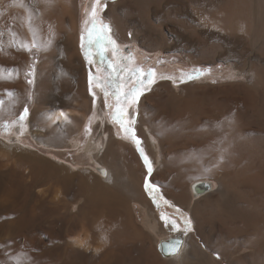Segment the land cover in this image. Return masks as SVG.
<instances>
[{
    "label": "bare ground",
    "instance_id": "6f19581e",
    "mask_svg": "<svg viewBox=\"0 0 264 264\" xmlns=\"http://www.w3.org/2000/svg\"><path fill=\"white\" fill-rule=\"evenodd\" d=\"M80 1L0 0V107L6 109L4 116L19 113L18 106L23 99L24 89L21 85L23 72L33 52L40 51L37 106L29 115V125L41 127L44 130L41 139L57 146L67 141L75 130H79L92 101L88 94V72L81 48ZM191 8L195 15H192L193 12L191 14ZM255 11L257 14L264 13V0H117L108 7L111 34L119 46L140 44L149 50L168 47L170 51L180 52L191 64H196L212 57L220 42L226 51L220 53L219 57L247 64V70L244 71L251 74L249 82L263 87L260 96L246 89L243 97L208 104H201L200 101L193 104L173 103L176 100L173 91L169 89L167 94L156 87L151 95L143 98L141 115L137 121L139 135L144 140L143 146L159 166L154 180L163 181V192L167 198L194 221L200 212L199 203L213 191L208 180L201 179L206 173L217 175L215 179L220 184V194L227 196L222 204L224 208L231 209L236 195L252 189L253 193L247 195L253 198H245L241 213L232 211L225 215L236 218V223L237 220H240L238 223L251 220L257 224L254 232L261 242L256 245L254 243L257 241L250 239L253 244L251 248L255 250L254 258L264 252V192L263 195L259 193V188L264 186V21H253ZM182 18L185 20H180ZM170 23L179 25L181 31L172 28ZM227 35H235V39ZM249 40L251 45L248 44ZM22 43L36 46L27 51L19 47ZM247 44L255 50L251 52ZM107 46L112 60L117 59L112 47ZM247 50L251 55H247ZM169 104L173 105L172 109ZM133 118L134 114L129 113V119ZM105 133L107 146L103 152L96 138L97 132H93L87 150L98 167L94 168L96 173L89 169L84 171L77 186L74 173L70 170L42 162L41 181L45 186L50 184L52 187L55 184L56 189L61 185L64 190H57L62 189L64 193L58 195L60 193L55 192L56 196L51 198L44 195L40 199L41 215H31L27 222L20 219V226L15 223L18 226L12 231L16 239L22 237L23 230L33 231L34 223L38 220L46 224L51 234L47 229L45 236L50 234L51 238L48 243L46 241L47 244L44 242V249L40 247L43 251L41 256L46 260L44 264H73V257L90 250V240L94 244L98 243V247L96 244L93 246L92 252L102 253L109 259H123L124 255L128 256L124 254L126 250L129 252L130 248L135 249L136 246H141L147 254L154 250L151 237L156 238L159 253L171 260L172 264H183L187 258L189 260L193 255L190 252L191 256L188 257L191 249L199 259L195 254L193 256L200 262L202 259L205 264H223L214 257L217 252L230 264H243L246 257L229 259L225 239L219 241L217 249L212 247L214 228L209 223L211 217L206 211L207 215L204 213L203 219L208 225L198 227L197 238L190 231L174 227L163 219L143 190L145 170L135 155L133 145L117 139L114 129L108 125ZM36 174V180H39L38 172ZM1 178L0 194L6 187ZM195 178L199 180L190 184ZM51 181L55 182L51 184ZM131 203L146 212L145 229L139 228L132 219ZM232 219L231 223L235 220ZM79 228L83 234H78ZM204 240L209 245L208 249L201 245ZM176 241H180L179 251L170 254L168 245ZM6 245L9 244H1L0 251L5 250ZM23 245L18 243L15 247L18 250ZM35 252L31 254L34 256ZM20 254L25 256L21 251ZM89 257H84L83 261L90 260Z\"/></svg>",
    "mask_w": 264,
    "mask_h": 264
},
{
    "label": "rangeland",
    "instance_id": "374dc122",
    "mask_svg": "<svg viewBox=\"0 0 264 264\" xmlns=\"http://www.w3.org/2000/svg\"><path fill=\"white\" fill-rule=\"evenodd\" d=\"M116 1L117 0H100V4L97 7V19L105 25H110L111 33H112V22L109 19L110 17L108 15V7H109V4L114 3ZM94 6H95V0H81L80 1L79 24H80L81 39H82V36L84 37L83 41L81 40V48H82L83 56L86 60V66H87V72H88V94H89V98L92 101H91L90 107L87 110L86 120L81 125L79 130H75L73 134L71 135V137L67 139V141H65L63 144H60V146L59 145L57 146V145L49 144L41 139L42 136L44 135V130L41 127L36 126V125H31V126L29 125V115L37 106L36 88H37V75L39 72V64H40V59H41L40 51L33 52V54L31 55L32 59L28 61L25 71L23 72V76L21 78V85L24 89H23V99L18 106L19 113L4 116V111L6 109L3 110L0 107V171H1L0 178L2 177L1 179L4 180L5 183L4 182L3 183L6 185V187L3 188L4 190L1 192L2 195L0 194V199L3 201L2 202L0 200V209H1L0 210V246L4 242H7L9 245L11 244V246L6 245L5 250L0 251V264H17V263L19 264L21 262H22L21 264H25V262L26 264H30L32 262L33 264L46 263V260L44 259V257L41 256L43 251L40 250L41 248L44 249L46 247V245H44V242L45 244H47L49 242L48 240H50L51 238L49 237L51 232L48 229V226L46 224H42L38 220L37 222L34 223L36 224L35 225L36 227L34 226V228H32L36 231V233L34 230H33L34 232L28 229L23 230L24 233H22V237L20 236L17 239H16V234L12 231L18 225L19 226L21 225V224H18L20 223L18 222L20 221V219L24 222H27V219L30 218L31 215H36L38 217L39 215L42 214L40 199H42L44 195H46V198L48 197L51 198V196H56L54 194L55 192L57 194L60 193L58 195H61L62 193H64L63 191L64 189L62 188L61 185H58L57 189L62 188L63 190L62 189L57 190L55 188L57 187L55 184L54 186L51 187L50 184L47 183L50 186V188H47L49 187L47 185L45 186V183L41 181V176H39L41 172L40 166L42 165V162H43V164H46L49 166L59 165V166L64 167L67 170H70L72 174L74 173L73 175L75 176V185L77 186L79 184V181L81 180V177L85 173L84 171L89 169L88 171L96 173L94 172L96 171L94 168L95 167L97 168L98 166L93 163L90 153L87 149L90 146V138L92 137L93 132L96 131L97 132L96 138L99 139V143H100L99 145L102 148L101 151L103 152L105 151L106 149L105 147L107 146V141H106L107 135L105 133V129L107 125L112 127V129H114L117 139L123 140L133 145V148L135 150V155H137V159L139 158L138 160H140V163L142 164L145 170V175L143 176V181H142L143 190L147 194L152 204L154 205L156 212H160L163 219H165L166 221H174L176 227H181L185 230L186 228L185 218H187L191 222L190 232L193 236H196L195 238H197L198 237L197 235L198 227L208 225L207 222H206L207 224L204 222L203 216L209 214V218L211 217V220L209 221V223H211L210 225L212 229L214 228L213 238H212L213 240L212 247H215L217 249L219 241L221 242L225 239L224 244L226 246L228 245L226 248V252L227 253L229 252L228 253L229 259L231 258L233 260H237V259L246 257V259L243 260V264H263L264 263V257H263L264 252L262 251L263 252L262 255L260 254V252L257 253V254H260L259 255L260 257L258 255H255V258H256L255 259L253 256L254 255L253 253L255 252V250H253L254 248H251L253 247L252 241L254 242L257 241L258 243L257 242L254 243L256 245L259 244V242H261V239L259 238L258 239L260 241H258V239L255 236L256 232H254V227L257 224L252 223L251 220L240 222V223H238L240 220H237V223H236L235 222L236 218L233 217L232 219L229 216H227L232 211L233 212L238 211L239 213H241L242 209L245 207L244 206L245 205L244 203H246L245 200L246 199L248 200V198H253L247 195V194L253 193L251 192L252 189L247 193H244V192L242 193L241 191L239 196L236 195L235 204L231 206V209L230 208L228 209V207L227 208L225 207L226 208L225 210L222 204L226 201L225 198H227V196H222L220 194V184L216 180L217 178L215 179L217 175L206 173L207 176L205 174L204 178L203 177L202 178L200 177V178L208 180V183H210V186H212L211 190L213 191L211 192V195L208 196L209 198L206 197V199L205 198L202 199V201L199 203L200 212L199 214H197L198 216L196 217V220L194 221L189 215L185 214L183 210L179 208V206L177 205L175 206L170 201V199L167 198V195L163 192V185H164L163 181L154 180L153 176L159 166L155 162V160L152 159V157L148 154L146 148L143 146V142H144L143 136L139 135L138 128H137V123H138L137 121L141 115L140 112H141V104H142L143 98L151 95L153 90L156 87H158L159 89H163V91L165 90V93L167 94L170 89L171 92L173 91L174 98L176 99L175 101H172V102L173 103L175 102L184 103V104H188V103L193 104L199 101L202 102L201 104L203 103L208 104V103H216L218 100L223 102L226 100L234 99L236 97L240 98L245 95L246 89L251 90L252 93L255 94V96H260L263 87L260 84H252L249 82L248 77L251 76V74H249L247 71L245 73L244 71L245 69L247 70V67H248L247 64L239 63L238 61L234 59L231 60L232 58L231 59L226 58L225 60V58L223 59L219 57V55H221L223 52L226 51V48L223 47L224 45L221 44L220 42L218 43L219 47L217 48V50L215 49L216 51H214L213 56L211 54L212 57L204 61H201L200 63H196V64L194 63L191 64V62H189V60L186 59L180 52L170 51V48L168 47H165L164 49L156 48L153 50H149L146 47L141 46L140 44H128L124 46H119L117 44L119 46V53L118 54L116 53L117 59H119L120 57H127L128 55L131 54L135 57V62L133 66H139L145 71H147L148 69H153L155 71L154 83L147 85V88L150 90L144 91L143 95L140 96L138 104L134 108L129 109V113L134 114L133 119L135 122L132 125L134 129V134H135V138H134L131 133H126L120 127L118 123H114L112 121L111 115H110L112 109H109L106 106L105 101H104L103 92L100 87L95 86V80H93L92 86H90L89 84L90 73L92 74L93 77L101 76L104 78H108L111 73V68H109V62L117 60V59L112 60V58L110 57L108 53V46H107L106 39H101L99 44H93V45L88 44V30H90L91 28V20H92V17L90 14ZM190 12L191 14L193 12L192 15H195V11L192 8ZM184 18L180 20H185L186 18L185 19ZM261 20L264 21V13L257 14L255 11L253 21H256V22L258 21L259 23ZM169 25L172 26V28H176L178 31H181L178 24H177L178 26H176L175 24H171V23ZM111 33L110 35L112 36ZM227 37L228 38L230 37L231 39H235V35H227ZM82 43L84 44V47H82ZM102 44L107 47V51H105L103 55L100 54V48ZM248 44L251 45V40L248 41ZM248 44L246 46L248 47V49L250 47L251 52L255 50L253 46H249ZM86 50L89 54L87 58L85 56ZM247 51H246V53H248L247 55H251V52L249 53V51L248 52ZM89 59H91L92 61L91 63H89ZM127 63H128L127 60H121L122 66L126 65ZM33 69L35 73L34 83L29 84L28 80L33 79V77L29 75V73L32 72ZM98 69L99 71H97ZM166 77H170V78H166ZM189 77H192V78H189ZM93 92L95 93V96H93ZM174 98L172 97V100H174ZM108 102L115 105V100L112 99L111 96H109ZM169 107L172 109L173 105L170 106L169 104ZM25 108L28 109V116L26 117L24 121H20L19 117L23 115V111ZM21 123H23L24 125L23 128H21ZM5 125H10L11 127L5 128ZM89 128L91 129L90 132L88 131ZM137 139L140 141L139 148L143 149L144 155H146L148 160L151 162L152 169H153L151 174H149L148 167L144 161V156H142L141 151L139 150L137 146V143H136ZM35 169L36 170L39 169V170L36 171ZM37 172H38L39 180H36ZM8 179H10L9 181L11 182H9ZM197 180H199V178L192 179L190 181V184H193ZM158 181H161V182H158ZM21 182L22 183L25 182L26 184L27 183L28 184L24 185V184H21ZM29 182H32V183H29ZM52 182H55V181H51L49 183L52 184ZM9 183L10 184L12 183V187L13 185L14 187L12 188ZM146 183L153 185L155 189H158V192L150 194L149 191L145 187ZM8 185L10 186V188ZM28 186H29V189H27ZM5 189H6V193H4ZM7 189H10V190L8 191ZM259 189H260L259 190L260 194L264 192L263 191L264 186H261ZM12 190L14 191V193L12 192ZM153 195H157L158 199L153 200ZM25 196H27V198ZM251 196L253 195L251 194ZM24 199L27 200L26 204H24L25 203ZM165 201H167V203H165ZM219 202L221 203L218 205ZM78 206L79 204H77V209H78ZM219 206L222 209L218 208ZM223 208H224V211H223ZM205 211L207 214L205 213ZM210 211L211 213H209ZM221 213H222V216H220ZM226 213L227 215H225ZM130 214L135 224L139 226V228L143 227L145 229V218L147 217L146 212L143 211L140 207H138L137 204L131 203ZM210 214H212L214 218L210 216ZM217 214L219 217L217 216ZM226 216L228 217L229 221L227 220ZM231 219L232 220L235 219L232 223L235 222L237 225L235 223H234L235 225L232 224ZM15 223L18 225H16ZM248 224L249 226H247ZM236 226H239V227L241 226V227L239 228ZM10 228H11V231H10ZM47 229L49 230V232L47 231ZM45 232L46 233L48 232L50 234L49 235L47 234L48 236H45L46 235ZM12 233L14 234V236L12 235ZM34 233L37 234L38 236L34 235ZM78 234H83V230L81 228L78 229ZM229 234H232V235H229ZM228 235L229 237H227ZM91 237H92L91 233H89V238L91 239ZM73 239L74 238H71V240ZM152 239H153V245H154L153 246L154 250L152 252H149L146 254V251H143L141 249V246H139L138 248L136 246L135 249L130 248L129 252L126 250L127 253H124V254H128L127 257H125L124 254H123L124 256L121 255L124 257V258L122 257L124 260L121 259V257H119V259L118 258L109 259L107 256L102 255V253L99 254L98 252H92L94 249L93 246H95V244L97 245L98 243L94 244L92 240H90L89 241L91 243L90 250H86L88 254L85 251L83 253H79L78 255L73 257L72 261H73V264H82V263L84 264H122V263L123 264L124 263L125 264H150L151 261H152L151 264H172L171 260H168L167 257H164L163 255L159 253L157 249L156 241H155L156 238L151 237V240ZM85 240L88 241V239H85ZM200 241L201 240L199 239V242ZM249 241H250L249 245L252 244L251 246L248 245ZM18 243L24 244L23 245L24 247L22 249L17 250L15 246ZM201 245L208 249L209 245L207 244V241L201 242ZM26 246L27 248L25 249ZM96 247H98V245ZM31 248L33 249L32 251H31ZM128 248L129 247H127V249ZM228 248H231V249L228 250ZM20 251L23 252V255L25 256H20L22 255V253L20 254ZM30 251L31 253H34V251H36L34 254V256L36 257L35 260H34V256L31 253H29ZM53 252L57 253L56 250H54ZM190 252H192L193 255L194 254L196 255L195 252L193 253L192 249L188 252V255L191 254ZM28 253L31 255H29ZM90 253L91 254L94 253V254L91 255ZM86 254L88 256H85ZM26 255L30 257L32 256V257L27 258L28 256ZM193 255L190 258L191 260L190 259L188 260L187 258L186 262H184L183 264L185 263L186 264H205L203 263L202 259H201V262L200 260L198 261L196 259L198 255H196L197 257L196 256L194 257ZM103 256L107 257L108 259L106 258L105 260ZM190 256L191 255H189L188 257ZM22 257L24 258L23 260H22ZM84 257L86 258L89 257L90 260L87 259L84 262L83 261L85 260ZM214 257L217 260L223 262V264H230L228 263V260H225L224 256L219 254L218 252L214 253ZM43 259L45 262L43 261ZM155 259H156V262H155ZM120 260H122V262H120Z\"/></svg>",
    "mask_w": 264,
    "mask_h": 264
},
{
    "label": "snow or ice",
    "instance_id": "6c2138e0",
    "mask_svg": "<svg viewBox=\"0 0 264 264\" xmlns=\"http://www.w3.org/2000/svg\"><path fill=\"white\" fill-rule=\"evenodd\" d=\"M100 4V0H95V6L91 11V28L88 30V44H99L101 39L107 40V45L111 46L115 53H119V46L116 44V41L110 35L111 33V26L105 25L97 19V7ZM30 19V18H29ZM84 37L82 36V41ZM51 41H49V44ZM36 45H29L27 43H22L19 45L20 48H23L27 51H31L32 47ZM82 47L84 44L82 43ZM107 51V47L105 45H101L100 54ZM87 50L85 51L86 58L88 57ZM121 60H127L128 63L126 65H121ZM91 59H89V63H91ZM135 62V57L133 55H128L127 57H120L115 61L109 62V68H111V73L108 78H104L101 76L93 77L90 73L89 76V84L90 86L93 85V80H95V86L100 87L106 106L109 109H112L110 115L111 119L114 123H118L120 127L126 132L131 133L135 138L134 129L132 125L134 124V119H129V109L134 108L140 99V96L143 95V92L146 90H150L147 88V85L154 83L155 71L153 69H148L145 71L144 69L140 68L139 66H133ZM99 71V69L97 70ZM34 69L32 72L29 73L33 77V79H29L28 83H34ZM127 77V78H125ZM170 78V77H166ZM192 78V77H189ZM12 95V93H9ZM93 96L95 93L93 92ZM109 96L115 100V105L109 103ZM2 103V101H0ZM63 115V113H62ZM28 116V109L25 108L23 111V115L19 117L20 121H24ZM67 119V116L64 117ZM10 125H5V128H10ZM24 125L21 123V128ZM88 131L90 132L91 129L89 128ZM137 146L139 148L140 141L136 140ZM141 151L142 156H144L145 164L148 167V172L151 174L152 172V165L151 162L148 160L147 156L144 155L143 149L139 148ZM146 189L149 191L150 194L157 193L158 189H155L153 185L146 183ZM157 195H153V200H157ZM167 203V201H165ZM175 227L174 221H169ZM185 231L191 230V222L187 218H185ZM180 241H176L174 244L168 245V251L170 254H177L179 251Z\"/></svg>",
    "mask_w": 264,
    "mask_h": 264
}]
</instances>
